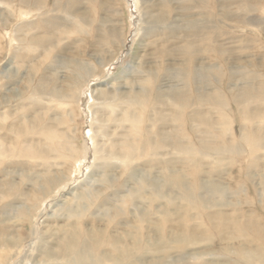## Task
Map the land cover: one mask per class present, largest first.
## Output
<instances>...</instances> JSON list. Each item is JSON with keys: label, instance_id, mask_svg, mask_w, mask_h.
I'll return each mask as SVG.
<instances>
[{"label": "rangeland", "instance_id": "obj_1", "mask_svg": "<svg viewBox=\"0 0 264 264\" xmlns=\"http://www.w3.org/2000/svg\"><path fill=\"white\" fill-rule=\"evenodd\" d=\"M0 264H264V0H0Z\"/></svg>", "mask_w": 264, "mask_h": 264}, {"label": "bare ground", "instance_id": "obj_2", "mask_svg": "<svg viewBox=\"0 0 264 264\" xmlns=\"http://www.w3.org/2000/svg\"><path fill=\"white\" fill-rule=\"evenodd\" d=\"M194 46H196V45H192L191 44V48H192V50H194L195 51V47ZM202 47V46H201ZM201 47H200V49H201ZM205 47V46H204ZM204 47H202V48H204ZM202 50V49H201ZM130 116V115H129ZM127 119H129V120H132V119H130V118H127ZM108 126V125H107ZM51 138H59L57 135H54V134H52V132H51ZM131 139V138H130ZM115 142V141H114ZM132 143V142H131ZM131 143L129 142V140H126V141H124V142H122V144L120 145V143H114V144H112L109 148L110 149H114L117 153H123V152H125L126 151V149H129V151H131L132 152V146H131ZM56 144H58V146L59 147H61V146H64V147H66V148H70V146H68V145H72V141H70V143H66V142H61V141H58ZM134 146V145H133ZM109 149V150H110ZM112 152V151H111ZM130 152V154H132ZM87 153H88V151H87ZM113 153V152H112ZM113 154H115V153H113ZM131 157V156H130Z\"/></svg>", "mask_w": 264, "mask_h": 264}]
</instances>
